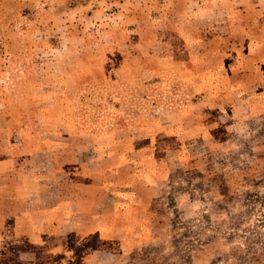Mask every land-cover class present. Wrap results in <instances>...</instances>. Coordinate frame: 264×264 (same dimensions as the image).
Returning a JSON list of instances; mask_svg holds the SVG:
<instances>
[{
  "label": "rangeland",
  "instance_id": "rangeland-1",
  "mask_svg": "<svg viewBox=\"0 0 264 264\" xmlns=\"http://www.w3.org/2000/svg\"><path fill=\"white\" fill-rule=\"evenodd\" d=\"M260 74L264 0H0V127L164 177L127 264H264Z\"/></svg>",
  "mask_w": 264,
  "mask_h": 264
},
{
  "label": "crops",
  "instance_id": "crops-1",
  "mask_svg": "<svg viewBox=\"0 0 264 264\" xmlns=\"http://www.w3.org/2000/svg\"><path fill=\"white\" fill-rule=\"evenodd\" d=\"M257 79L264 85V75ZM262 90L263 98L247 94V103L264 102ZM25 132L0 127V264H127L144 232L156 244L147 207L161 194L163 175L144 170L139 185L108 189L104 169L117 166L114 159L79 151L69 158L64 147L56 149L61 158L50 151L43 161Z\"/></svg>",
  "mask_w": 264,
  "mask_h": 264
}]
</instances>
